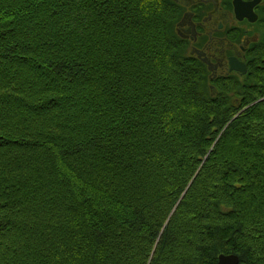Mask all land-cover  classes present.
Returning <instances> with one entry per match:
<instances>
[{
	"label": "trees",
	"instance_id": "16d2710c",
	"mask_svg": "<svg viewBox=\"0 0 264 264\" xmlns=\"http://www.w3.org/2000/svg\"><path fill=\"white\" fill-rule=\"evenodd\" d=\"M135 1L0 0V101L17 109L12 120L0 116V148H15L0 156V245L16 251L4 264H217L220 253L264 264V40L248 51L245 75L207 79L171 33V0L143 1L151 46L119 38L115 27H145ZM92 20L100 37L78 40ZM27 24L34 28L25 40L18 25ZM110 28L117 40L103 48ZM158 52L160 71L143 62ZM205 76L215 92L204 90ZM34 146L24 158L20 150ZM24 166L30 172L10 182V171ZM20 190L27 214L57 216L56 227L16 222ZM43 232H57L51 248L34 242ZM174 243L187 247L172 261Z\"/></svg>",
	"mask_w": 264,
	"mask_h": 264
},
{
	"label": "rangeland",
	"instance_id": "374dc122",
	"mask_svg": "<svg viewBox=\"0 0 264 264\" xmlns=\"http://www.w3.org/2000/svg\"><path fill=\"white\" fill-rule=\"evenodd\" d=\"M143 1L144 0H136L135 2V4L137 5H135V6H133V8H134V10L137 12V20L140 22L141 21V24L142 25H144L145 27H143V28H138V26H139V24H138V26L136 27V26H134V27H128L127 28V30L125 31V30H122L121 29V27L119 26V27H115V32L119 35V38H121V39H123L124 37L127 39V37L126 36H128V37H140V39H142V41L144 42V45L145 46H151V43H152V39L154 40L155 38H154V34H152L153 33V31H152V25H151V23H152V19H149L148 21V24L146 25V22H144V21H146V17H147V10L145 9V2H144V4H143ZM176 6H177V2H176V0H171ZM140 6H142V7H140ZM132 7V6H131ZM137 7V8H136ZM260 7V6H259ZM177 12H178V9H177ZM260 12V18H261V20H260V22L258 23V25H257V29H256V34H257V37H258V39L256 40V41H254V43L252 42V44H250V46L246 49V51H245V54L243 53V59L242 60H240V61H242V62H244V64H245V68H246V72H247V61H248V57H247V54H248V51L252 48V45H254V44H256V43H258L260 40H262V38H263V40H264V8L261 10V11H259ZM139 14H140V19H139ZM178 19H179V14L177 13V15L175 16V18L173 19V21H172V23H171V27H170V30H171V33L172 34H174V35H176L178 38H180V40H182V41H184V42H186L185 40H183V39H181V37L176 33V30H175V26H176V23L178 22ZM42 20L44 21V23L47 25V26H49V23L46 21V19H45V16L44 15H42ZM91 20L89 19V18H87V20H86V26L89 24V22H90ZM92 21H94V20H92ZM95 23H93L92 24V30H88V31H86L87 32V36L85 37V36H83L84 35V33H85V30H84V28H85V26L84 25H80L79 27H78V30H80L81 32H80V35H82L83 37L82 38H79L78 40H80V39H83V40H89V38H88V36H93L96 32H98V33H100L99 34V36L98 37H100V35H101V30H102V25H100V22H96V21H94ZM19 26V28L18 29H20V31L21 32H23L22 33V35H20V38H24L25 40L28 38V33L29 32H31L30 30H32L33 28H34V25L33 24H27V25H18ZM120 28V29H119ZM113 28H110L109 29V31H108V34H107V36H106V38H104V42H103V48H104V46L106 45L107 47H110V45L111 44H113L117 39H114L113 38V30H112ZM146 29V31H148V33H144V32H142V30H145ZM78 33H79V31H78ZM116 34V35H117ZM152 34V35H151ZM98 35V34H97ZM13 36L15 37V38H17V36L19 37V35H14L13 34ZM104 37H105V35H104ZM116 37V36H115ZM22 40V39H21ZM20 40V41H21ZM78 43V42H77ZM35 49V48H34ZM152 50H153V48H151ZM78 50V49H77ZM148 51H149V48H148ZM184 52V54L185 55H189V56H191V57H194V58H196L197 60H199L200 62H202L198 57H197V54H195L193 51L192 52H190V50H189V47H188V45H187V43H186V47L184 48V50H183ZM23 52V51H22ZM29 52H34V50H29ZM28 52V53H29ZM159 53V52H158ZM156 54V57H154L153 58V60L151 59V61L150 60H147V59H143V62L145 63V64H152V63H154L155 64V70H157V71H160V62H161V57H160V53L159 54ZM100 54V53H99ZM121 55V52L119 51L118 52V56H120ZM157 56H158V58H157ZM144 57H145V55H144ZM236 57V56H235ZM98 58L100 59V55H98ZM237 58V57H236ZM238 59V58H237ZM97 60V59H96ZM239 60V59H238ZM127 63V65L129 66V65H132V61H129V62H126ZM203 63V62H202ZM204 64V63H203ZM205 65V64H204ZM205 67H206V65H205ZM29 68V67H28ZM207 69V68H206ZM227 69H228V67H227ZM17 70H20V68L19 67H17ZM208 71V70H207ZM166 72V70L163 72V75H165L166 76V74H167V72ZM246 72L244 73V74H239V73H237V72H234V71H228V70H226L225 72H223V73H219V74H215V76L213 77V78H215V77H217V76H219V75H228V74H230V73H234L235 75H240V77L242 76V75H245L246 74ZM208 75H207V79H211L209 76H210V72L208 71ZM19 75V74H18ZM212 78V79H213ZM206 79V76H205V82H204V90L208 93H212L213 91L215 92V89L213 90V85L212 84H208L209 82H207L208 80ZM20 82V81H19ZM245 83V79H238V88L236 89V90H234L236 93H237V95H239L240 93H239V90H240V88H241V86L243 85ZM264 96V95H263ZM229 98H228V101L229 102H233V103H235L234 101H235V99H236V96L235 95H233V93L231 92L230 94H229V96H228ZM264 99V97L263 98H259L258 99V101H262ZM244 108H242V110H243ZM16 106H15V104H12L11 103V101H7L6 102V104H4V102H1L0 101V116H2L3 118H4V120H6L7 118L8 119H10V120H12L13 118H14V116H13V114L14 113H16ZM236 111V109H234V110H232V111H228V113H229V116H232L231 117V119L229 120V121H226L225 123H221L220 122V125H219V127H221L222 126V128L220 129V135H222V133H223V131L225 130V128L229 125V123L231 122V120L234 118V116H235V114H237V112H235ZM39 124L40 123H30L28 126H32V125H34V128L36 129V128H38V126H39ZM20 126H22V124H20ZM6 127V126H5ZM264 129V128H263ZM220 135H218V137L220 136ZM217 137V138H218ZM40 146H34V147H27V148H23L22 150H20V148H18L20 151H23V156H24V158H26V159H30V158H32V157H34L35 156V154H36V150L37 149H40L39 148ZM211 148V147H210ZM11 149H15L14 148V146H10V147H1L0 148V156H1V154L3 153V152H5L6 150V154H11V153H14V150H11ZM18 150V152L16 153V155L17 156H21L22 155V153L20 152ZM17 158V157H16ZM23 158V160H26V159H24ZM2 160V159H1ZM30 172V169H29V167H26V166H24V167H22L21 169L20 168H16V171H14V170H11L10 171V175H11V177H12V181H10V182H16V181H18L19 179H22L25 175H27L28 173ZM2 175V172H1V169H0V176ZM208 181V178H205L204 179V182L206 183ZM193 182V181H192ZM192 182H191V180L188 182V184L186 185V187L184 188V190L182 191V193H181V195L178 197V199L176 200V202L174 203V205L171 207V209L167 212L166 211V213H165V215H164V218H163V220H162V224H161V226H160V228H159V230H158V234H157V236H156V239H155V241H154V244H153V247L156 245V243H157V239H158V237L162 234V232L164 231V229H165V227L167 226V224L170 222V219L172 218V216H173V214H174V212L176 211V209H177V206L179 205V202L182 200V198L184 197V195H185V193L187 192V190H188V188L192 185ZM4 184V183H3ZM0 186H2V183H0ZM1 192H3L4 190H0ZM5 191H6V193L8 194V190L7 189H5ZM4 193V192H3ZM10 194H11V191L9 192ZM18 200H19V202H21V203H24V201H25V198H24V196L22 195V191L20 190L19 192H18ZM200 199H199V197H197L194 201H193V203H196V202H198L199 204H201L202 202L201 201H199ZM220 200V199H219ZM30 202H28V201H25V203H24V206H22L21 208H20V210H18V212L17 213H20V214H17V217H18V219H16V222L17 223H20L21 222V224H24L23 223V220H24V222L26 223L27 221H37V222H39V223H41V224H43V225H46V226H49V225H51V226H53V227H56V225H57V223H58V218H57V216H55V217H44V216H42L41 214L42 213H39V214H35V215H39V216H35L34 214H27V212H29L30 210H29V208L28 207H26L25 205H28ZM217 206L219 207V209L221 210H223V211H226V209H228V207L225 205V203L224 202H220V201H218L217 200ZM16 208H17V205H16ZM15 211H17V210H14V209H11V212L12 213H14ZM20 211V212H19ZM22 211V212H21ZM56 211L57 210H53V211H51V213L50 214H52V213H54V214H56ZM11 213V214H12ZM15 216H16V213L14 214ZM46 215L48 216L49 215V213H46ZM57 215V214H56ZM35 216V217H34ZM209 221H210V219H209ZM212 221H215V220H212ZM176 222L178 223V219H176ZM43 235L44 236H46V237H39V236H35L34 238V242H36L38 245H40L42 248L43 247H50L51 248V246L50 245H54L55 243L54 242H51V237H54L55 239H56V237H57V232H55V233H53V235H51V236H49V234H48V232H43ZM49 236V237H48ZM174 239V237L172 238V240ZM1 241H3V239L1 240ZM1 243V242H0ZM181 244H184L183 246H181V245H176L175 243L173 244L174 246H173V248L170 250L171 252H170V258L172 259V261L176 258V260L178 259V256H180L181 254H183V251H182V249H184L185 251H186V247H187V245H185V243H181ZM152 247V248H153ZM45 248V249H46ZM49 249V248H48ZM220 250H222V249H220ZM15 254H16V251H14L13 249H7V248H5L4 249V252H3V247H2V245H0V264H4L5 262H7V261H4L5 260V258H11V257H14L15 256ZM220 254H222V253H220ZM219 255V254H218Z\"/></svg>",
	"mask_w": 264,
	"mask_h": 264
},
{
	"label": "flooded vegetation",
	"instance_id": "af4514ba",
	"mask_svg": "<svg viewBox=\"0 0 264 264\" xmlns=\"http://www.w3.org/2000/svg\"><path fill=\"white\" fill-rule=\"evenodd\" d=\"M254 0H241L250 3ZM256 1V0H255ZM179 14L176 33L185 40L190 52L198 51L214 66V74L223 73L228 67V58L243 59L246 49L258 39L257 25L264 0L253 6L256 18L238 20L233 12V0H176ZM260 6V7H259ZM242 14V13H240ZM253 15L251 13L249 18Z\"/></svg>",
	"mask_w": 264,
	"mask_h": 264
},
{
	"label": "water",
	"instance_id": "95a60500",
	"mask_svg": "<svg viewBox=\"0 0 264 264\" xmlns=\"http://www.w3.org/2000/svg\"><path fill=\"white\" fill-rule=\"evenodd\" d=\"M240 1V0H239ZM259 0H254L250 3H243V5L236 7L237 0H233V12L235 14L236 19L242 20L243 18H248L249 21H254L256 16L252 12V8L254 5L258 3ZM241 2V1H240ZM240 10V12H239ZM242 13V14H240ZM252 13V17L249 18ZM197 57L206 65L207 70L210 72V78H213L215 74L213 73L214 71V65L206 58L201 57L199 52H196ZM229 72L234 71L239 74H244L246 72L245 64L244 62L238 60L235 56H231L228 58V69ZM217 264H238V258L236 255L233 254H219L217 256Z\"/></svg>",
	"mask_w": 264,
	"mask_h": 264
},
{
	"label": "bare ground",
	"instance_id": "6f19581e",
	"mask_svg": "<svg viewBox=\"0 0 264 264\" xmlns=\"http://www.w3.org/2000/svg\"><path fill=\"white\" fill-rule=\"evenodd\" d=\"M241 1V0H240ZM239 0H237V3H236V7L238 8V6H241V5H243V3L242 2H240ZM241 4V5H240ZM239 12H240V10H239Z\"/></svg>",
	"mask_w": 264,
	"mask_h": 264
}]
</instances>
